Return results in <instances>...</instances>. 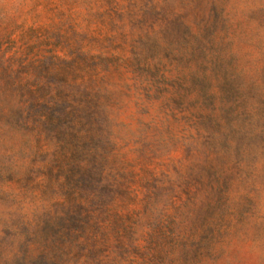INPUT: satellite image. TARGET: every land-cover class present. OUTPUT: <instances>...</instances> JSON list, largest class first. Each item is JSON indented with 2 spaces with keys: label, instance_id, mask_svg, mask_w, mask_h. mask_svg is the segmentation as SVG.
I'll use <instances>...</instances> for the list:
<instances>
[{
  "label": "rangeland",
  "instance_id": "rangeland-1",
  "mask_svg": "<svg viewBox=\"0 0 264 264\" xmlns=\"http://www.w3.org/2000/svg\"><path fill=\"white\" fill-rule=\"evenodd\" d=\"M91 82L162 194L121 241L63 254L19 117ZM0 264H264V0H0Z\"/></svg>",
  "mask_w": 264,
  "mask_h": 264
},
{
  "label": "trees",
  "instance_id": "trees-1",
  "mask_svg": "<svg viewBox=\"0 0 264 264\" xmlns=\"http://www.w3.org/2000/svg\"><path fill=\"white\" fill-rule=\"evenodd\" d=\"M96 85L69 84L63 90L65 99L52 100L53 112L46 102L38 101L41 109L48 111L37 115L24 109L19 117L30 134L26 156L34 169L45 174L38 187L44 188V196L51 192L58 200L55 210L42 217L45 215L47 227L55 230V248L63 254L86 249L96 253L98 246L111 241L110 236L121 241L122 231L134 230L148 212L158 210L156 200L162 194L154 190L159 185L150 189L143 179L136 178L135 164L105 135L101 116L106 121L108 118L99 99L106 94ZM136 184L145 195L144 213L130 209L128 199L139 198Z\"/></svg>",
  "mask_w": 264,
  "mask_h": 264
}]
</instances>
